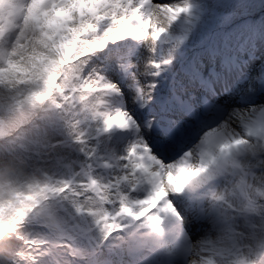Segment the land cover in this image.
<instances>
[{
	"label": "snow or ice",
	"instance_id": "obj_1",
	"mask_svg": "<svg viewBox=\"0 0 264 264\" xmlns=\"http://www.w3.org/2000/svg\"><path fill=\"white\" fill-rule=\"evenodd\" d=\"M0 264H264V0H0Z\"/></svg>",
	"mask_w": 264,
	"mask_h": 264
},
{
	"label": "rangeland",
	"instance_id": "obj_2",
	"mask_svg": "<svg viewBox=\"0 0 264 264\" xmlns=\"http://www.w3.org/2000/svg\"><path fill=\"white\" fill-rule=\"evenodd\" d=\"M254 2L258 4V3H259V0H254ZM260 14H261V13H260V9H259V8L254 9L253 12H252V15L257 16V17H258Z\"/></svg>",
	"mask_w": 264,
	"mask_h": 264
}]
</instances>
